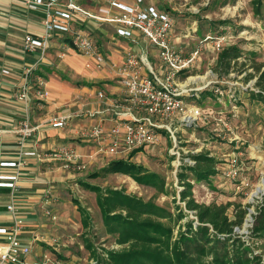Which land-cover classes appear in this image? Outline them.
Wrapping results in <instances>:
<instances>
[{
  "label": "rangeland",
  "instance_id": "1",
  "mask_svg": "<svg viewBox=\"0 0 264 264\" xmlns=\"http://www.w3.org/2000/svg\"><path fill=\"white\" fill-rule=\"evenodd\" d=\"M86 1L82 0V3H89ZM138 1L131 0L133 6L147 7L148 4H154L160 10L170 14L174 22L173 28L176 31V37L172 38V44L178 52L186 55V57H189L191 53L196 55L194 63L197 67H194L192 73L206 74L207 71H213L209 72L206 79L198 80L199 82L195 80L199 77L186 78L188 75L181 77L182 80L186 79L185 83L188 88L193 89L186 96L188 101L191 102L192 99L196 98H193L195 96L193 93L198 89L194 88H198L199 84H203L204 81L211 78L212 73L219 75L215 71L218 65L219 52L226 47L238 45L243 49L244 55L231 73L218 77L219 83L215 86L218 89L213 92L220 95L218 101L211 97L212 92H209V95L204 94V97L194 101V103L202 106L204 114L195 125L182 127L177 133V141L163 133L160 142L157 144L140 150L134 156L130 153L126 157V159L144 165L150 171H155L164 177L167 181L168 193H159L156 188L139 184L132 177L123 173H103L97 178H91L92 173L101 171L108 164L107 159H102L101 156L85 169H76L72 171L73 173H69L66 168L67 171L60 169L59 172V168L53 166L56 170L53 174H58L56 175V185L51 190L52 195L50 192L48 194L52 196V201L59 202L66 212L58 215L60 217H57V220L52 219V215L48 214L46 221L60 227L65 221L63 219H67L73 225V230L71 234H66V230L61 235L56 234L60 237V243L64 245L61 252L53 249L51 245L59 243L55 238L57 236L53 234L49 236L50 240L53 239L46 242L51 244L44 243V251L51 252L49 255L51 259L48 264H95L94 250L103 253L107 249L121 248L117 243L116 236L110 235L106 231L102 213L97 203V193L84 188L80 183L82 180H87L102 188L123 189L127 193L146 200L154 199L157 203L177 213L178 205L185 209V204L179 200L180 185L177 167L180 161L191 153L196 154L204 150L220 161L218 164L220 171L209 181L198 182L193 180L195 182L194 191H196L195 194L199 201L208 204L217 202V200L233 201L250 205L245 222L241 226L244 227L248 222L246 220L251 218L249 214L251 213L254 218L257 206L263 200L264 193L260 192L254 196L253 192L264 179V92L260 93V91H264V79L257 85L258 76L248 81L245 80V76L247 73L255 72L252 68L255 61H264V0H262L260 13L256 12L253 0H145L147 5L143 4L144 0H141L140 4ZM93 3L97 14L101 16L115 15L119 11L107 0H97ZM104 9H109V12H105ZM93 20L89 22L90 24L88 23L89 25L86 26L85 24L83 26L85 29L82 28V30L88 32L98 42L106 56V53L111 55L114 52L120 58H124L127 51H124V46H129V43L126 39L120 38L123 36L118 34L116 23ZM137 35H139L136 37L137 40L144 39L146 41H141L144 47L148 46L155 51L153 52L154 56L159 53L157 47L144 35L139 32ZM217 38H224L221 50L215 47ZM54 43V51L52 52L54 60L51 59L50 69L68 85L80 88L96 85L101 88L104 84L103 81L114 79L115 82H119L121 80L112 64L103 65L101 68L96 67L92 63L93 58L89 59L85 54L71 49L67 42L63 43L57 38ZM130 45L133 44L130 43ZM140 50L135 51L134 49L132 51L136 54ZM70 53H77L86 57L85 67L89 72L86 76L88 79L83 74H77L75 70L64 66V59ZM146 54V52H141L139 55ZM159 60L161 61L160 55ZM89 63L92 66L89 67ZM37 73L34 75L36 83L32 87L36 114L41 113L46 106L42 102L44 98L38 94L41 75ZM42 79L45 82L43 90L47 89L48 91L46 79L44 77ZM235 88H240L241 91L235 90ZM225 90L228 91L225 92ZM246 91H250L251 95H245ZM233 93L236 97L231 95ZM200 94L198 93L197 96ZM48 96L49 94L45 97ZM221 119H225L228 126L219 122ZM234 157L238 159L236 178L225 174V167L227 170L232 168L230 161ZM242 181H246L248 187L243 186ZM56 190L58 191L56 192ZM57 195L61 196V200L56 201ZM76 201L87 211L88 227H85L84 224V228L78 226L79 213L77 211L79 210ZM187 213L188 217L178 223L176 235L179 233V227L186 225L188 219L193 218L191 211ZM229 213L233 216V207ZM82 218L84 219L83 215ZM248 240L251 241L252 248L264 256V238H248ZM33 252L35 254V250ZM39 257L41 258V255H37L35 258V260L38 259L35 261L36 264L37 262H39L38 264L41 263Z\"/></svg>",
  "mask_w": 264,
  "mask_h": 264
},
{
  "label": "crops",
  "instance_id": "2",
  "mask_svg": "<svg viewBox=\"0 0 264 264\" xmlns=\"http://www.w3.org/2000/svg\"><path fill=\"white\" fill-rule=\"evenodd\" d=\"M95 1L97 0H87L86 2L89 3H82V0H78L84 9L97 14L93 6V2ZM126 1L124 2L133 5L131 0ZM143 4L147 5L148 3L144 0ZM147 6L157 7L154 4H148ZM90 21L94 20H86V26L90 24ZM85 24L81 27L84 28L83 26H85ZM42 31L43 11L28 9L25 6L24 0H0V174L9 176L19 175L17 187L0 188V224L7 222L10 218V212L7 206L15 202L26 224L22 236L23 244L31 247V253L26 258L27 264H36L35 261H38V259L35 260L37 255H41V258L39 257L41 263L45 260L46 256L49 257L51 252L44 251V243H47L46 241H52L53 238L50 240V235H61L65 230L66 234H71L73 230V225L67 221V219H63L65 221H63L60 227L46 221L48 220L47 210L51 211L56 217H60L58 215L66 212L59 202L52 201L51 190L54 188L53 186L56 185V175L58 174H53L56 171L53 166L58 167L59 172L60 169L64 171L68 170L69 173H73L72 171L76 170L75 168L73 169V167L66 168L64 166V162L66 161L61 147L65 145L73 147L75 151L82 156L81 161L86 163L87 166L93 164L100 156L102 159L106 158L109 163L117 158L105 152L106 142L104 143L102 140L93 137L90 134V129L96 124L103 125L106 128L111 127L116 118V109L132 107L134 114H144L142 107L134 103L130 98L121 80H119V82H115L114 79L103 81V88H98L96 85L83 86L80 88L68 85V83L59 79L55 72H52L50 69L51 62L54 60L52 52L54 51V41L58 38V40H62L64 43L68 41L66 37L56 34L55 37L57 38L54 39V37L52 39L48 53L43 60H41L39 50L33 53L25 50V35L27 33L36 35L42 33ZM137 34L138 32H135L133 38L120 37L126 39L129 43V46H124V51H134V49L138 51L141 49L138 53H147L146 56L153 70L163 71L164 69L159 60V53H157V50V54L154 56L153 52L155 51L151 50L148 46L144 47L141 41L144 42L145 40H137L136 37L139 36ZM173 37H176L174 28L171 41ZM130 43L133 45L131 46ZM138 53H136V55H139ZM106 54L108 57L107 64H112V66L116 68V73L121 78L123 57L120 58V56L114 52L111 55L109 53ZM181 55L184 58H189L193 53H191L189 57H186V55L182 53ZM85 60L86 57L81 54L70 53L67 58L64 59V66L86 77L89 72L85 67ZM194 67L197 66L194 61H192L188 68L178 74L177 81L186 84V79L182 80L181 77L188 75L186 78L199 77V79H195L199 82L198 80L201 81L206 79L209 72H213L210 70L207 71L206 74H195L192 73L194 72ZM29 68L36 69L28 75L26 71ZM6 70L9 72H6ZM144 70L146 73H150V69L147 65H144ZM35 72L41 75L39 78L44 77L46 79L47 88L49 89V96L44 97L42 101L46 106L42 109L43 111L41 113L38 112L37 114L32 94V87L36 83L34 76L36 74ZM212 75L213 76L204 81L203 84L198 85L197 93L206 90V92L200 94L202 98L205 95H209V92H212L213 95L211 97L218 101L220 95L218 93L214 94L213 92L218 89L215 88V86L219 83L218 77L220 78V76L215 73H212ZM86 78L88 79V77ZM27 79L30 86L29 102L18 99L17 94L19 88ZM235 90L241 91L240 88H235ZM226 91L228 90H225V92ZM100 92H103L105 97H101L99 94ZM231 95L236 97L235 93ZM245 95H251V92L246 91ZM194 101L195 99L191 100L192 104L198 105L194 103ZM200 107L202 108V106ZM63 114L71 115L66 127L54 128L49 124L51 118ZM27 117L30 119L31 125L37 128L34 136L28 139L25 145H22L20 143V129L22 127V122ZM26 151H36L37 155L27 156L24 154ZM9 162H17L20 163L21 166H13L8 164ZM57 191L58 190H56V192ZM49 192L51 195L48 194ZM195 196L197 198L196 194ZM56 198V201L58 199L61 200V196L59 195H57ZM197 200L199 201V199ZM217 202L227 201L217 200ZM77 212L79 213L78 226L84 228L82 213H80V211ZM52 219L57 220V218L53 217ZM58 235L55 237L59 242L58 244H47H51L53 249L61 252L62 246L64 245L60 243V237H58ZM4 241V236L0 235V243ZM34 250L35 254H33ZM38 263L39 262H37V264Z\"/></svg>",
  "mask_w": 264,
  "mask_h": 264
},
{
  "label": "built area",
  "instance_id": "3",
  "mask_svg": "<svg viewBox=\"0 0 264 264\" xmlns=\"http://www.w3.org/2000/svg\"><path fill=\"white\" fill-rule=\"evenodd\" d=\"M111 2L119 11L115 15L101 16L82 7L78 0H24L25 6L33 11H43V31L40 34L27 33L24 37V47L27 52L39 50L41 60L45 59L50 43L56 34H60L66 39L71 49L85 54L92 63L101 68L107 65L108 57L102 52L98 42L91 35L82 30V25L88 19L99 21H109L116 23L117 32L120 36L133 38L135 32L144 35L153 43L162 61L163 71H155L149 63L146 55H136L133 51H126L123 60L121 82L129 93L134 103L140 105L144 114L136 115L132 107L116 109V118L111 127L96 124L90 129V134L105 143V152L117 159L126 157L136 149L144 150L150 145L160 142L163 133L168 134L177 141V133L184 126L195 125L203 116V109L192 104L186 99L193 89L186 84L177 81L178 74L188 68L195 60L193 54L189 58H184L172 44L174 22L168 12L162 11L155 6H133L121 0H107ZM141 0L138 1L140 4ZM109 12V9H104ZM210 38V37H209ZM208 38V39H209ZM72 42V45H70ZM224 38H217L215 47L221 50ZM144 65L150 69L146 73ZM88 66H92L91 63ZM34 68L27 69V74L32 73ZM6 72H9L6 70ZM42 78L39 79L38 94L41 97L47 96V89L43 90L45 84ZM29 82L27 81L19 88L18 99L30 101ZM198 89V88H196ZM247 89V87H245ZM105 97L103 92L99 93ZM198 95L197 90L193 93ZM71 115H58L49 120V124L54 128H64L68 125ZM220 119V118H219ZM228 126L225 119L219 120ZM37 127L31 125L27 117L22 122L20 129L22 145L34 136ZM176 147V144H175ZM65 157L66 168L85 169L87 164L81 161L82 156L71 146L61 147ZM27 156L37 155L36 151H26ZM194 154V153H191ZM191 154L180 161L178 169L182 164H195ZM13 166H21L17 162H9ZM232 168L225 174L236 178L238 159L230 161ZM19 175L9 176L0 174V188L17 187ZM243 186L248 187L246 181H242ZM264 193V192H263ZM10 218L7 222L0 224V235L5 241L0 243V264H27V256L31 253V247L23 244V233L26 227L23 217L20 215L15 202L7 206ZM47 214L57 218L51 211ZM246 221L244 227L236 226L234 231L243 236L247 241L250 237V228L253 226L254 218ZM250 222V223H249ZM50 257L46 256L41 264H48Z\"/></svg>",
  "mask_w": 264,
  "mask_h": 264
},
{
  "label": "trees",
  "instance_id": "4",
  "mask_svg": "<svg viewBox=\"0 0 264 264\" xmlns=\"http://www.w3.org/2000/svg\"><path fill=\"white\" fill-rule=\"evenodd\" d=\"M253 4L260 13L263 1L253 0ZM243 55L238 45L224 48L219 52L215 71L219 76L228 75ZM252 68L255 72L247 73L245 80L258 76V85L264 79V61H255ZM204 92L206 90L201 91ZM193 98L197 101L201 97L195 95ZM139 151L136 149L131 155ZM191 157L195 164L185 163L178 169L179 200L185 204V209L178 205L177 213L154 199L146 200L123 189L102 188L87 180L80 182L84 188L97 193L106 231L116 236L121 246L103 253L94 250L95 264H264V256L252 248L251 241L234 231L236 226H243L250 205L233 201L208 204L195 196L193 180L209 181L219 174L220 161L204 150ZM103 173H123L139 184L156 188L159 193H168L164 177L129 159L112 160L90 177L97 178ZM76 202L84 216L83 224L88 227L87 211ZM232 207L233 216L229 213ZM189 211L193 218L188 219L186 225H180L176 235L178 223L188 217ZM249 238H264V197L254 214Z\"/></svg>",
  "mask_w": 264,
  "mask_h": 264
},
{
  "label": "bare ground",
  "instance_id": "5",
  "mask_svg": "<svg viewBox=\"0 0 264 264\" xmlns=\"http://www.w3.org/2000/svg\"><path fill=\"white\" fill-rule=\"evenodd\" d=\"M263 193L264 192V179L261 181L260 185H258L257 189L253 192V195H257L259 193Z\"/></svg>",
  "mask_w": 264,
  "mask_h": 264
}]
</instances>
